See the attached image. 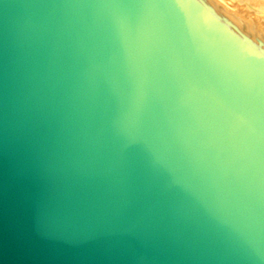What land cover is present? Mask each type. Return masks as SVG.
Listing matches in <instances>:
<instances>
[{
    "label": "water",
    "instance_id": "1",
    "mask_svg": "<svg viewBox=\"0 0 264 264\" xmlns=\"http://www.w3.org/2000/svg\"><path fill=\"white\" fill-rule=\"evenodd\" d=\"M0 0V264H264V12Z\"/></svg>",
    "mask_w": 264,
    "mask_h": 264
},
{
    "label": "bare ground",
    "instance_id": "2",
    "mask_svg": "<svg viewBox=\"0 0 264 264\" xmlns=\"http://www.w3.org/2000/svg\"><path fill=\"white\" fill-rule=\"evenodd\" d=\"M225 2L233 5L234 7H239L238 9L233 7V10L237 11L238 13H243L246 15V17L248 15L250 18L262 22L261 17H259L255 12L251 11L247 5L255 6L256 9L258 8L261 10V12H264V0H225L224 4L229 7V5ZM230 8L232 9V6Z\"/></svg>",
    "mask_w": 264,
    "mask_h": 264
},
{
    "label": "rangeland",
    "instance_id": "3",
    "mask_svg": "<svg viewBox=\"0 0 264 264\" xmlns=\"http://www.w3.org/2000/svg\"><path fill=\"white\" fill-rule=\"evenodd\" d=\"M220 1H222V2H220ZM220 1H219V2H220L221 4L225 5V4H224V1H225V0H220ZM225 3H227V2H225ZM227 4L229 5V7H228L227 5H225L226 7L230 8V7L232 6V9H233V7H234L233 5H231V4H229V3H227ZM235 7H236V6H235ZM235 7H234V8H235ZM238 8H239V7H238ZM238 8L236 7L235 9H238ZM236 12H237V11H236ZM240 14H242L243 16L245 15V14H243V13H240ZM245 17H246V15H245ZM247 17L250 18L248 15H247ZM251 19H252V18H251Z\"/></svg>",
    "mask_w": 264,
    "mask_h": 264
}]
</instances>
